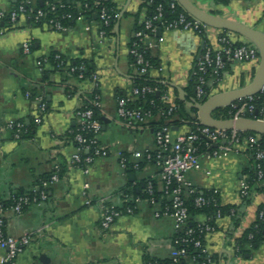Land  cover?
Returning <instances> with one entry per match:
<instances>
[{"label":"crops","instance_id":"1","mask_svg":"<svg viewBox=\"0 0 264 264\" xmlns=\"http://www.w3.org/2000/svg\"><path fill=\"white\" fill-rule=\"evenodd\" d=\"M21 1L29 2L32 9L43 3L0 0V10L10 11ZM115 1L120 8L119 28L117 20L105 39L99 35L100 23L86 17L63 31L44 23L35 25L26 17H21L13 27L0 25V196L8 199L13 193L39 188L41 177L52 173L59 164L66 166L61 180L50 188L47 200L27 206L20 215L11 211L7 215L9 234L32 232V242L19 257V264H147L148 258L165 260L175 253L174 219L155 214L161 201L144 200L135 213L121 214L110 229L104 230L99 208L87 205L83 196L84 187L89 184L93 200L106 197L124 206L125 192L134 188L144 191L146 180L154 179L159 192L162 188L160 168L154 162L145 163L135 172L124 171L120 163L121 153L132 155L136 150L155 149V132L149 126L126 127L118 121L117 99H133V87L140 76L131 62L130 42L135 15L139 13L142 19L147 8L142 0ZM192 1L204 10L264 32V0H230L227 4L218 0ZM221 31L211 27L210 42L217 44ZM164 35L165 41L153 51L164 71H153L150 77L166 83L176 100L179 91L172 83L188 94L186 88L203 39L192 32L165 31ZM26 41L33 46L29 54L23 51ZM52 53H60L70 61L86 60L99 75L101 113L108 122L103 120L98 139L108 154L96 159L89 172L70 167L69 160L77 152L72 137L78 123L76 109L94 91V83L91 78L78 79L58 70L48 60ZM259 63L232 64L213 94L248 85ZM30 89L46 96L48 110L43 121L35 124L33 137L17 141L7 123L32 121L36 105L26 96ZM177 119L174 118V135L187 129ZM200 161L201 167L189 170L187 177L200 189L218 191L223 204L240 206L241 188L254 164L245 147L222 158L213 156L210 150L203 151ZM262 203L264 193L255 191L252 202L242 208L240 225L235 226L229 216L217 221V231L206 240L215 257L214 264H264V242L256 249L247 245L248 252L241 254L237 253L236 241L255 222ZM196 219L202 221L205 215ZM42 255L48 257L47 263Z\"/></svg>","mask_w":264,"mask_h":264},{"label":"built area","instance_id":"2","mask_svg":"<svg viewBox=\"0 0 264 264\" xmlns=\"http://www.w3.org/2000/svg\"><path fill=\"white\" fill-rule=\"evenodd\" d=\"M152 5L155 0H142ZM165 1V0H164ZM29 2L23 1L10 11L0 10V25L8 17L11 25L17 24L21 17L33 19L37 23H44L51 28L59 31L68 28L65 25V19L72 18V13H57L58 7H64V3H48V8H38L36 10L28 7ZM97 5L99 3L97 2ZM85 9L89 7L88 3L84 5ZM175 14L172 19H166V8ZM148 8V6H147ZM100 28L99 35L101 39L108 37L107 28L110 27L113 15L106 7L99 9ZM86 14L83 10L78 12V19H83ZM141 28L132 33L130 42V56L133 67L140 76L150 77L153 71L163 72L164 66L160 63L155 65L151 59L153 51L165 41V31L192 32L201 38L205 35L207 38L200 58L196 62L194 77H196L195 93L198 98L207 94L208 87L214 83H220L229 64L240 62H260V53L258 47L248 40L236 39V33L221 31L217 38V44L210 42L208 31L211 28L203 21L193 16L179 2V0H168L167 4L158 2L153 14H145L140 20ZM158 29L162 34L158 35ZM32 43L26 41L23 43V51L26 54L31 53ZM60 61L59 66L67 74L74 76L78 72V79H85L84 63L77 65L72 61L57 54ZM94 90L99 85V75L95 72L92 75ZM215 89V88H214ZM212 88V94L213 90ZM162 94L163 101L169 103L168 109L161 110L159 117H164L165 122L160 124L155 131V149L146 148L136 150L132 155L122 154L120 163L124 171L128 168L129 159L134 162V168H140V160L146 158L159 166V178L162 183L160 198L157 196V190L153 180L148 181L145 189L146 196L134 197L124 194V201L129 204L125 209H121L117 204L111 202L106 197L93 200L89 196V184H86L83 190V196L87 205H96L100 211V223L104 230L110 229L117 218L123 213H135L139 204L144 200L151 203H159L160 208L156 211V216H170L174 219V245L175 253L172 256L170 264H194L199 257H202L199 264H214V255L207 248V237L217 231V221L225 217L218 210L215 221L211 223L210 217L202 221H197L196 226L189 225L190 213L186 205L185 196L187 193H195L198 188L188 177L187 173L191 169L201 167L200 156L201 145L204 143L213 156L222 158L231 151H239L243 146L253 157L256 176L260 186H264V144L262 135L250 133L238 129L213 128L201 123L199 116L194 119L180 118L179 124L186 125L187 129L174 135V118L172 114L176 111L178 105L173 99L171 90L164 89V92L153 85H135L133 87V99L127 97H118L117 114L118 121L126 127H135L146 123L154 118L152 110H143L132 107L130 102L140 98L148 93ZM259 93L264 94V85ZM258 94V93H257ZM252 95L234 102L230 110L231 118L247 117L248 114L258 112L264 115V106L259 110L256 107V95ZM26 96L31 98V92H26ZM35 103L34 118L37 123H41L47 112L48 105L43 96H37L33 99ZM103 103L101 95L97 93L93 99H86L76 109L78 119L75 133V142L77 143V152L70 160V167H80L89 172L91 164L100 157L107 156L108 150L101 145L98 135L101 132L102 123L95 118V109L101 110ZM262 119V118H261ZM7 128L12 132L14 139L20 141L22 138L24 123L13 121L7 123ZM216 145V146H214ZM60 168L57 166L49 179L42 180V188L32 193H23L13 195L11 201H0V249L3 254L0 256V264H19V257L32 242V232L26 231L20 236H14L7 232V215L11 211L17 215L23 213L24 209L31 205L41 203L49 197V188L59 182ZM250 183L246 180L241 188L242 198L248 193ZM207 202L204 196H198L196 203L203 205ZM232 217L231 215H227ZM261 218L264 217V210L260 212ZM188 245L194 246L198 253L189 257L187 261L182 258L188 253ZM148 264H159L158 261H151Z\"/></svg>","mask_w":264,"mask_h":264},{"label":"trees","instance_id":"3","mask_svg":"<svg viewBox=\"0 0 264 264\" xmlns=\"http://www.w3.org/2000/svg\"><path fill=\"white\" fill-rule=\"evenodd\" d=\"M167 1L168 0H165V1L164 0H155L152 5L147 4V2H143V6H145L146 8L148 6L147 14L151 15V14H153L155 6L158 2H164L165 4H167ZM218 1L221 3L227 4L230 0H218ZM21 2H23V1H21ZM61 2L64 3L65 6L64 7H58L57 13H60V14L72 13L73 14L72 18L65 19V21H64L65 25H67L68 27L72 26L76 22V20L78 19V12L80 10H83V12L86 14L87 19L96 20V21L100 22L99 9L101 7H106L108 9V11L113 15L112 23H111L110 27L107 28L108 35H110L111 32L113 31L114 26L118 20V14L120 13V8L118 7V4L115 0H43V3H39V5L36 8H34V10H36L38 8L47 9L48 3H56L58 5ZM97 2L99 3V5H97ZM20 3H18L17 5H19ZM85 3L89 4V7L87 9H85V7H84ZM28 7L31 8L30 4L28 5ZM139 16H140L139 13H137L135 15L136 22H135L134 31L141 28V24H140L141 19L139 18ZM174 16H175V14H173L169 10V8L167 7L166 12H165L166 19H172ZM30 20H31V23H33L35 25L43 24L42 22L37 23L33 19H30ZM3 24H4V26L6 25L9 27H13V25H11V23L8 21V17L4 19ZM224 32H228V30H224ZM206 38L207 37L205 35L202 36L203 40H206ZM249 42H251V41H249ZM32 48H33V46H32ZM57 54H60V53H52L49 56L48 60L51 63H53L58 70L59 69L62 70V68L59 66L60 61L57 59ZM61 57H64V56L61 54ZM151 59L155 65H159L161 63L160 59L158 57L154 56V54H151ZM72 63L77 64V65H80L82 63L85 64V66H86V69H84L85 79L86 78H92L93 73H95L94 67H92L89 64V62L86 60H81V59L80 60H73ZM231 65L232 64L228 65L226 72L230 69ZM74 76H78V72H75ZM195 79H196V77L193 76V78L189 82V85L186 88L188 91V97H194L198 101L204 102L212 95V88L213 89L216 88L218 86V83H214L212 87H208L207 94L202 98H198L196 96V93H195V86H196V83H195L196 80ZM146 84L157 86L162 91V93L164 92V89H166L168 87L166 83L161 82V81L156 80V79H152L151 77H148V76H139L135 81V85H138V86H142V85H146ZM28 91L31 92V99H35V97L41 95L44 97V100L46 101V96L44 94L40 93L39 91H37V89H32V90L30 89V90H27L26 92H28ZM97 93H99L98 88H96L89 95L88 98L93 99ZM121 97H123V96H121ZM237 102H240V101H236V103ZM176 103H177L178 107H177L176 111L172 114V118H179V119L175 120L176 122H178L180 120V118H182V117H185L186 119H194L195 117L199 116L197 109L188 107L186 102L183 100H180L178 97L176 98ZM255 104H256V107L259 110H261V108L264 106V94L258 93L256 95ZM47 105H48V103H47ZM130 105L132 107L141 108L143 110H148V109L152 110L154 118L150 119L146 123H141V125L149 126L150 128H152L154 130V132L157 130V128L160 124L165 122L164 117L158 116L159 112L161 110L168 109V107H169V103L163 101L162 94H158L156 92L148 93L146 95H142L140 98L131 101ZM231 109H232V105L222 107V108L214 111L213 116L216 118H220V119L231 118L232 117V115L230 114ZM47 110H48V108H47ZM246 116L247 117H255V114H248ZM258 117L264 119V115H262V114H260ZM95 118H97L101 123H103V116H102L101 110L95 109ZM23 123H24V128H23L22 138L20 141L32 138L33 137V130L35 128V124H37L35 118H33L32 121L28 124L25 122H23ZM76 129H77V125L72 132V137H73L74 141H75ZM250 133H254V132H250ZM262 142L264 144V136H262ZM76 145H77V143H76ZM207 150H208V147H206L203 143L201 145V151H207ZM139 162H140V168L139 169H141L145 163H148L150 161H148L146 158H143ZM57 166L60 168L59 175H60V177H62L63 173L66 171V166L60 165V164ZM139 169H135L133 160L129 159V165H128V168L126 169V172H135ZM56 170H57V167L55 168V170L52 173H50L48 175H44L43 177L40 178V180L38 182L39 188H35L32 191H28V192L23 191V192L13 193L10 195V197L8 199L0 196V201L8 202V201H11V198L13 195H19V194H23V193H32L34 191H39L42 188V180L43 179H49L51 177V175L54 172H56ZM150 180L154 181L155 187L157 190V196L160 198V196L162 195V192L158 191L156 181L154 179H150ZM148 181L149 180H146V182H145L146 187L148 185ZM247 181L250 183V188H249L248 193L243 197V203L240 206L232 205V204H229V205L223 204L221 201L220 194L216 190H208V189L198 188V191L195 193H187L185 196V201H186V205L188 206L189 213H190L189 225L190 226H196L198 223L197 222L198 220L196 218L200 214H203L206 217H210L211 218L210 222L213 224L214 223L216 224L215 216H216L219 209H221L224 216H227V215L232 216V219L234 221L235 226L240 225L242 215H243L242 214L243 206L248 205L252 202V194L255 191H259V192L264 193V186H260L258 183V179L256 176V169H255L254 164L249 171V177H248ZM49 190H50V188H49ZM125 194H129V195H132L134 197L146 196L145 190L138 192L136 188L127 190L125 192ZM198 196H204L207 199V202L203 205H198L196 203V198ZM128 204H129L128 202H124V206H119V207L124 210ZM263 210H264V203L260 204V206L258 208L257 218H256L255 222L243 232L241 237L236 239L237 248H238L237 253L246 254L248 252V250L246 249L247 245L251 246V248H253V249H256L264 242V217L261 218V216H260V212ZM197 253H198V250L194 246L188 245V253L185 257L182 258V260L187 261L189 259V257H191L192 255L197 254ZM201 259H202V257H199L197 259V261H195L194 264H199ZM214 259H215V257H214ZM151 261H153V262L158 261L159 264H170L172 261V258L165 259V260L155 259V258L149 259L148 258L147 264Z\"/></svg>","mask_w":264,"mask_h":264},{"label":"water","instance_id":"4","mask_svg":"<svg viewBox=\"0 0 264 264\" xmlns=\"http://www.w3.org/2000/svg\"><path fill=\"white\" fill-rule=\"evenodd\" d=\"M179 2L188 12L203 21L208 26L234 32L251 41L258 47L260 53V63L258 69L252 81L248 85L234 90L212 94L206 101L200 102L194 97H188L187 92L183 88L175 83H172V85L179 91L180 100L186 101L190 108L198 110L199 118L203 125L213 128H235L242 131L258 133L264 136V119L258 117V112H256L255 117L220 119L213 116L214 111L217 109L226 107L240 99L255 95L261 91L264 85V32L240 21L228 19L213 12L204 10L196 5L192 0H179ZM120 18L121 16L119 15L117 28H119ZM161 34L162 30L158 29V35ZM204 45L205 41L201 44L197 60L203 52ZM195 68L196 64L193 68L192 78ZM103 120L104 122H108V119L106 118H103ZM41 258L45 263H47L48 257L46 255H42Z\"/></svg>","mask_w":264,"mask_h":264},{"label":"rangeland","instance_id":"5","mask_svg":"<svg viewBox=\"0 0 264 264\" xmlns=\"http://www.w3.org/2000/svg\"><path fill=\"white\" fill-rule=\"evenodd\" d=\"M237 35H239V34H237ZM240 37H242V36H240ZM249 41V40H248Z\"/></svg>","mask_w":264,"mask_h":264}]
</instances>
